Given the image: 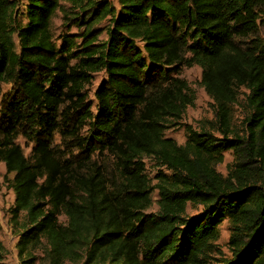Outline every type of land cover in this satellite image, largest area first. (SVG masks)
Masks as SVG:
<instances>
[{"label":"trees","instance_id":"trees-1","mask_svg":"<svg viewBox=\"0 0 264 264\" xmlns=\"http://www.w3.org/2000/svg\"><path fill=\"white\" fill-rule=\"evenodd\" d=\"M194 66L213 115L177 145L164 132L193 106L179 73ZM1 85L20 264H264V0H0Z\"/></svg>","mask_w":264,"mask_h":264},{"label":"rangeland","instance_id":"rangeland-1","mask_svg":"<svg viewBox=\"0 0 264 264\" xmlns=\"http://www.w3.org/2000/svg\"><path fill=\"white\" fill-rule=\"evenodd\" d=\"M112 3H115V0H110ZM51 31L53 37H56L64 33V30L61 27L60 14H56L52 20ZM70 33H75L74 29L70 30ZM104 35L100 36V40L104 39ZM13 42L15 45V51L18 52V45L15 36H13ZM104 78L103 74H97L93 77L91 83L87 85L84 89V93L87 96V100L91 103L92 106L95 105V101L93 98V92L100 83V81ZM179 78L183 80L190 92V94L194 98L193 106L187 108L184 112L181 121L179 122V126L176 128L167 129L164 132L165 138L173 140L177 145H183L185 141V126H190L193 129H197L198 125L203 120H211L212 119V108H211V100L208 98L203 88L200 85L201 80V69L197 66L191 68H184L179 73ZM9 85H1V94H0V104L3 100L4 96H6L10 91ZM242 94L241 91L238 99V105L233 108V124L234 126L240 130V121L242 118V111L244 109L241 108L242 103ZM94 110V109H93ZM86 131L83 130L84 134ZM16 143L22 150L23 155L28 158L30 156L31 145L23 140V138H18ZM59 137L55 138L54 146H59ZM231 154L230 152H226L223 155V163L216 167V170L225 174V165L231 162ZM99 162L103 164L104 167H108L110 165V160L108 157H100L97 159ZM145 162V173L150 180H152L154 173L156 172V168L153 163L149 159H144ZM110 169H107V175H110ZM11 179L12 175H8L5 171L4 164L0 162V242L4 247V258L3 264H20L19 259L17 257L16 245L18 242L17 233H18V225H14L11 221V208L14 202V194L11 189ZM154 182L151 183L153 185ZM157 194L156 192H152L151 194V207L148 210V213H154L157 211ZM201 210L200 207L188 206L187 208V216L191 217L199 213ZM60 224H64L65 218L63 216L58 218ZM219 237L217 242L215 243L216 248L226 257H228L229 253L227 251V241L229 237V226L227 221H224L218 228ZM38 261L35 264H46L45 261L41 260L40 253L37 252ZM68 264V263H65Z\"/></svg>","mask_w":264,"mask_h":264}]
</instances>
